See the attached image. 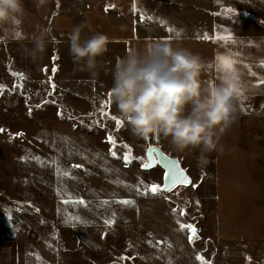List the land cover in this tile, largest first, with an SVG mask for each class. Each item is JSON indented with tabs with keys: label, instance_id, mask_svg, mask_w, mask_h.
<instances>
[{
	"label": "rangeland",
	"instance_id": "1",
	"mask_svg": "<svg viewBox=\"0 0 264 264\" xmlns=\"http://www.w3.org/2000/svg\"><path fill=\"white\" fill-rule=\"evenodd\" d=\"M88 4L130 10L144 38L179 32L222 40L217 37L264 30V0H49L39 11L24 0L21 27L0 31V82L16 89L0 94V264H201L197 256L208 264H264V255L251 257L249 249L233 254L216 241L198 181L155 195L145 192L153 184L161 188L162 168L144 170L137 161L125 166L121 144L113 147L107 140V127H116L111 116H117L98 112L101 97L94 113L72 107L76 65L64 48L68 34L54 21ZM45 28L50 40L43 60L34 64L23 49ZM52 67L58 69L54 75ZM37 88L49 89L53 99L19 95ZM89 100V90L76 97L80 106ZM125 200L134 204L120 202ZM181 224L196 229L191 242L193 234Z\"/></svg>",
	"mask_w": 264,
	"mask_h": 264
},
{
	"label": "crops",
	"instance_id": "2",
	"mask_svg": "<svg viewBox=\"0 0 264 264\" xmlns=\"http://www.w3.org/2000/svg\"><path fill=\"white\" fill-rule=\"evenodd\" d=\"M96 8L88 4L86 9L59 15L54 21V26L62 32L66 31V34L74 25L86 23L88 27L83 30L82 38L96 33L109 37L107 52L98 58L100 67L97 77L81 72L78 65L75 70L72 68V77L76 78L72 79L69 87L70 103L73 108L85 113L96 112V98L99 96L102 101L98 109H107L109 114L121 120L111 98L109 103L108 96L115 65L129 52L147 50L153 42H171L176 47L199 54L206 64L201 77L205 85L221 81L223 73L217 70V56L236 61L234 70L245 84V90L236 102L237 118L222 136L217 149L206 153V165H198V149L176 152L170 141L162 137L139 140L122 120L118 132L121 141L136 154L146 153L150 145H158L166 154L180 160L191 179L198 181L202 204H205L203 208L207 212V216L204 214L203 217L212 220L217 242L226 245V249H233V254L236 250L245 253L244 249H249L251 257L264 255V83H261L264 80V30L261 33L252 30L245 34H231L222 40L205 39L201 35L144 38L138 35L132 23L130 10ZM255 25L253 21L249 23L251 29ZM64 48L69 49L70 42ZM86 90H89L90 100L85 106H80L76 97ZM162 172L164 176L163 169Z\"/></svg>",
	"mask_w": 264,
	"mask_h": 264
},
{
	"label": "clouds",
	"instance_id": "3",
	"mask_svg": "<svg viewBox=\"0 0 264 264\" xmlns=\"http://www.w3.org/2000/svg\"><path fill=\"white\" fill-rule=\"evenodd\" d=\"M39 11L49 0H32ZM24 0H0V31L20 28L25 15ZM88 25H74L70 31L69 55L81 72L95 78L98 58L107 52L109 37L96 33L82 38ZM50 40L48 29L33 33L31 47L23 54L32 63L43 60ZM206 64L199 54L171 42H153L147 50H133L118 60L110 89L111 101L120 119L139 140L162 137L176 152L198 149V165H206V153L215 151L222 136L237 118L236 102L245 90L238 72L218 83L205 85Z\"/></svg>",
	"mask_w": 264,
	"mask_h": 264
},
{
	"label": "snow or ice",
	"instance_id": "4",
	"mask_svg": "<svg viewBox=\"0 0 264 264\" xmlns=\"http://www.w3.org/2000/svg\"><path fill=\"white\" fill-rule=\"evenodd\" d=\"M134 8H135V4H134ZM105 10L107 11V8ZM227 11L231 12L232 9H227ZM174 31H175L174 29L169 28V32H174ZM16 35L19 36L20 33L17 31ZM175 35H176V37H179L180 33L179 32H175ZM205 39H208V37L205 36ZM217 39H225V38L224 37H217ZM228 39H230V37H228ZM216 59H217V70H218V72H222L223 73V76L221 77V79L224 78L227 75H230V74H233V73L236 72L234 70V67H233V65L236 63L235 60L229 59V58L224 57V56H217ZM262 66H264V65H262ZM44 71L47 74L49 70L47 68H45ZM57 71H58V69L56 67H52L51 72H52L53 75ZM13 75L14 76L19 75L21 79L23 78L22 74L13 73ZM50 80H51V77H49V81ZM261 83H264V80H262ZM51 87L54 90L56 85L53 83L51 85ZM3 91H4V86L0 85V94H3ZM108 96H109V103H110L111 93H108ZM101 114L102 115H106V113H103V111H101ZM111 119L113 121H115L117 131H119L120 127L122 126V121L117 119L115 116H111ZM0 131H3V129H0ZM107 140H108V142L110 144L113 145V147H115L116 141H115V139L113 138V136L111 134L107 137ZM124 147L127 149V154H125L122 157V159H123V161L125 163V166H127L128 164H130L132 162L133 157L131 156V149L127 145H124ZM148 151L151 153V152H154L155 150L150 148ZM111 155L113 157H116L117 153L115 151H112ZM35 159L38 162L40 161L39 157H35ZM157 162L158 163H162L164 165V167L167 169V172L165 173L166 185H165V187L163 189H161L158 185L153 184L150 187H146L145 188V192L146 193L147 192H151V194L155 195L159 191H169L170 188L168 187V185H175L178 182L184 183L185 185L192 183V181L189 180V178L182 171H180L178 169V166H177L175 161L167 160L163 156H160L158 153H157L156 157L150 158L148 163L143 164V167L145 169H148V168H150L152 166L153 163H157ZM73 167L78 168V167H80V165H73ZM63 175H67V172H64ZM140 183H143V181H141ZM120 202L123 203V204H126V205L127 204H134L133 201H127V200L120 201ZM78 203L83 204L84 201L81 200V201H78ZM105 203H107V202H105ZM105 223L108 224V223H110V221H105ZM180 227L182 229L186 227L188 230L191 231V233L193 235H189L188 236V240H189V242H191L193 240V236L196 233V229L192 225H185V224H181ZM160 243H162V242L161 241H157V244H160ZM121 259H124V258L121 257ZM196 259L200 260L201 264H208V262L205 261L201 256H197ZM168 264H172L171 260H169Z\"/></svg>",
	"mask_w": 264,
	"mask_h": 264
},
{
	"label": "water",
	"instance_id": "5",
	"mask_svg": "<svg viewBox=\"0 0 264 264\" xmlns=\"http://www.w3.org/2000/svg\"><path fill=\"white\" fill-rule=\"evenodd\" d=\"M124 145H126L125 143H123V144H121V147H122V149H123V156L125 155V154H127V149L124 147ZM128 146V145H127ZM129 147V146H128ZM130 149H131V156L133 157V161H138V162H140L141 163V166H142V169H144V170H150V169H152V168H154L156 165H159L160 167H162V169L164 170V176H163V184H162V186H161V189H163L164 187H165V185H166V180H165V173L167 172V169L164 167V165L162 164V163H153L152 164V166L150 167V168H148V169H145L144 167H143V164H145V163H148L149 162V160H150V158H152V157H156L157 156V153L160 155V156H163L164 158H166L167 160H170V161H175L176 162V164H177V166H178V169L180 170V171H182L188 178H189V180H191L192 181V179H191V177L188 175V173L184 170V168L182 167V165H181V162H180V160L177 158V157H173V156H169L168 154H166L158 145H150L149 147H148V149H147V151H146V153H145V155H143V156H141L140 154H136V153H134L133 152V150H132V148L131 147H129ZM154 149L155 151L154 152H149L148 150L149 149ZM145 158H148V161L147 162H145V160H142V159H145ZM181 184H183V185H185L184 183H180V182H178L177 184H175V185H168V187L170 188V190H172L173 188H175V187H177L178 185H181ZM188 185V184H187ZM169 190V191H170ZM162 192H168V191H162Z\"/></svg>",
	"mask_w": 264,
	"mask_h": 264
},
{
	"label": "built area",
	"instance_id": "6",
	"mask_svg": "<svg viewBox=\"0 0 264 264\" xmlns=\"http://www.w3.org/2000/svg\"><path fill=\"white\" fill-rule=\"evenodd\" d=\"M0 85L4 86V91L7 92H11L14 91L16 92V89L14 90L13 85L9 84V83H5V82H0ZM19 95H21V97H26L28 98L29 96H31L35 101L37 102H45L47 99L52 100L53 99V95L52 92L49 89H43V88H37L34 91L30 92L27 91L25 93L21 92L19 93ZM101 111H103V113L107 112V109L104 108H100L98 109V112L101 113ZM91 127L93 128V124H91ZM108 131L114 136V139L117 143L123 144V142L121 141V137L119 132L117 131L116 127H111L108 126Z\"/></svg>",
	"mask_w": 264,
	"mask_h": 264
},
{
	"label": "flooded vegetation",
	"instance_id": "7",
	"mask_svg": "<svg viewBox=\"0 0 264 264\" xmlns=\"http://www.w3.org/2000/svg\"><path fill=\"white\" fill-rule=\"evenodd\" d=\"M142 160H145V162H147L148 161V158H145V159H142Z\"/></svg>",
	"mask_w": 264,
	"mask_h": 264
}]
</instances>
